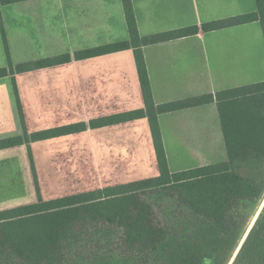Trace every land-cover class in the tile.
<instances>
[{
    "label": "crops",
    "instance_id": "obj_1",
    "mask_svg": "<svg viewBox=\"0 0 264 264\" xmlns=\"http://www.w3.org/2000/svg\"><path fill=\"white\" fill-rule=\"evenodd\" d=\"M132 5L142 37L201 27L258 9L256 0H132ZM129 39L122 0H24L0 5V68ZM142 50L157 105L264 80L257 76L264 72V32L259 21L200 30L144 45ZM19 103L27 131L30 118L60 117L58 112H64L67 119L42 123L53 128L81 119L87 129L73 134L84 133L85 155L104 160L107 170L113 169L110 174L118 171L117 163L125 160L136 165L140 159L142 177L108 185L159 175L148 117L90 126L94 119L145 107L133 48L0 77L1 139L15 131L18 123L24 130ZM73 111L81 116L72 118ZM157 117L171 172L224 159L226 144L217 102ZM14 148L1 149L0 154ZM186 158L197 161L179 166Z\"/></svg>",
    "mask_w": 264,
    "mask_h": 264
},
{
    "label": "trees",
    "instance_id": "obj_2",
    "mask_svg": "<svg viewBox=\"0 0 264 264\" xmlns=\"http://www.w3.org/2000/svg\"><path fill=\"white\" fill-rule=\"evenodd\" d=\"M24 0H0L7 5ZM130 39L0 68V77L133 48L145 107L94 119L93 128L148 117L159 175L0 211V264H226L264 195V80L157 105L142 47L259 21L257 11L142 37L132 0H122ZM217 102L227 159L171 172L157 115ZM0 139V150L87 129L84 122ZM39 190V189H38ZM247 198V199H246ZM164 206L165 221L156 219ZM170 217V218H168ZM89 231V232H86ZM86 234V235H85ZM84 235V236H83ZM119 239L118 248L111 241ZM84 243L81 251L71 253ZM104 250H103V249ZM262 260V261H261ZM233 264H264V210Z\"/></svg>",
    "mask_w": 264,
    "mask_h": 264
},
{
    "label": "rangeland",
    "instance_id": "obj_3",
    "mask_svg": "<svg viewBox=\"0 0 264 264\" xmlns=\"http://www.w3.org/2000/svg\"><path fill=\"white\" fill-rule=\"evenodd\" d=\"M257 76L259 79L264 77V72L257 73ZM58 114L60 117L30 118L27 124L28 134L31 135L36 131L53 128V126L42 124L45 120L55 121L60 118L62 120L68 118L63 117L64 112H58ZM71 115L73 118V116H81V113L73 111ZM72 121L74 123L82 120L75 119ZM23 133L24 130L18 123L15 131L8 132L2 138L19 136ZM86 155L84 153V133L31 141L16 146L14 149L5 150L0 154V211L34 203L38 200L39 193L44 200H48L77 192L94 190L111 183L129 182L142 177L139 168L140 159L136 165L127 164L123 160L121 163L116 164L118 171L115 169V172L110 174L109 172L113 169L110 168L108 171L104 160L89 158ZM223 157V160L227 158L226 147ZM180 161L183 162H180L179 166L184 167L193 165L197 160L186 158ZM172 163H174L173 158ZM144 182L138 181L137 183L141 185ZM155 209L156 219L164 222L167 215L164 212L163 204L158 205ZM263 210L264 195L255 207L244 232L240 235L234 254L226 264L234 263ZM118 243L119 239L114 238L110 246L118 248ZM73 249L72 254L81 251V255L84 256V243L80 247L74 246Z\"/></svg>",
    "mask_w": 264,
    "mask_h": 264
}]
</instances>
